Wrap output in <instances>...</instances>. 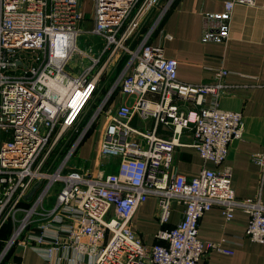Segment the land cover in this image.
<instances>
[{
  "label": "built area",
  "instance_id": "2783aa9c",
  "mask_svg": "<svg viewBox=\"0 0 264 264\" xmlns=\"http://www.w3.org/2000/svg\"><path fill=\"white\" fill-rule=\"evenodd\" d=\"M93 1L89 31L101 39L96 52L77 43L87 19L85 0H0V230L14 225L5 252L16 242H36V249L44 245L51 254L66 233L72 245L95 255V264H201L211 251L233 254L199 236L200 220L214 206L229 220L238 208L247 212V236L264 244V202L237 197L226 162L231 141L245 129L242 112L219 106L228 70H217L211 83L181 81L179 61L150 42L174 0ZM240 4L257 0H227L223 11L206 14L218 26L203 39L228 41ZM153 13V24L142 33ZM118 89L122 101L112 106ZM136 116L153 124L135 127ZM101 120L97 154L118 158L117 172L71 163ZM160 126L172 128L169 138L157 134ZM187 130L194 132L189 145L215 167L193 176L171 174ZM253 161L264 169V152L253 154ZM151 196L158 199L162 226L171 220L174 201L184 205V216L160 228L149 245L132 220ZM36 226L43 233L35 234Z\"/></svg>",
  "mask_w": 264,
  "mask_h": 264
},
{
  "label": "crops",
  "instance_id": "0c3cea01",
  "mask_svg": "<svg viewBox=\"0 0 264 264\" xmlns=\"http://www.w3.org/2000/svg\"><path fill=\"white\" fill-rule=\"evenodd\" d=\"M227 0H174L169 11L160 21L150 37V42L162 45L168 57L179 61L178 78L194 84L211 83L221 68L228 70L226 88L219 98V106L243 113L245 129L241 138L230 143L227 164L233 168L232 187L238 198H258L264 202V169L253 161V154L264 152V0L254 6L237 5L230 25V38L226 42L205 41V31L217 22L207 19L206 14L223 11ZM156 17L153 13L142 28L146 32ZM93 28V27H92ZM123 59L119 65L121 68ZM109 87V86H107ZM106 87V90L108 89ZM157 100V96H150ZM122 101L120 89L112 96L110 104ZM131 102V100H130ZM182 106H192L180 101ZM134 117L133 123H140ZM139 119V118H138ZM142 127H151L152 121L142 122ZM134 126V125H133ZM136 127V126H135ZM95 126L93 127V129ZM93 129L85 137L79 155L85 158L82 168L97 173L118 171V158H100L97 147L89 143ZM157 134L169 138L172 128L160 126ZM182 146L177 149L171 174L182 172L188 176L200 173L205 167L214 168L212 161H205L189 144L194 141L193 130L184 132ZM79 166L78 163L75 164ZM172 217L162 226L159 221V203L155 196L143 203L136 211L132 225L142 240L149 245L157 242L156 233L162 227L178 224L184 216V205L172 204ZM249 214L236 209L227 219L223 208L214 206L200 220L199 236L203 241L221 243L233 254L211 251L201 264H264V244L254 242L247 236ZM13 222L0 230V264H95V255L82 252L69 242V234L63 233L59 248L47 253L44 245L32 242L27 247L16 242L5 252V243L13 233ZM35 234L43 231L36 226ZM53 230L46 233L53 234ZM70 243V244H69Z\"/></svg>",
  "mask_w": 264,
  "mask_h": 264
},
{
  "label": "rangeland",
  "instance_id": "374dc122",
  "mask_svg": "<svg viewBox=\"0 0 264 264\" xmlns=\"http://www.w3.org/2000/svg\"><path fill=\"white\" fill-rule=\"evenodd\" d=\"M82 9H84L85 15L87 17L86 20L81 24V32L79 33L78 36V46L81 49H84L86 51H93L96 52L97 48L101 46V39L94 35L93 33H90L89 30L92 29L94 26V15H95V8H94V1L93 0H85L82 4ZM108 88V87H107ZM104 93L100 95L98 98L96 105L100 102L101 98L103 97ZM96 106L92 107L88 114L86 115V121L89 120L92 117L93 112L95 111ZM138 121H141L140 119L137 118ZM101 125H102V120L100 124H97L95 128L93 129V132L91 133V137H89L88 141L94 149L97 147L98 140L100 138V133H101ZM134 126L143 129L142 127V121L140 123H133ZM85 158H81L80 155H78L75 159L71 161L72 164L78 163L79 166H82V163H84Z\"/></svg>",
  "mask_w": 264,
  "mask_h": 264
},
{
  "label": "water",
  "instance_id": "95a60500",
  "mask_svg": "<svg viewBox=\"0 0 264 264\" xmlns=\"http://www.w3.org/2000/svg\"><path fill=\"white\" fill-rule=\"evenodd\" d=\"M37 188H38V187L36 186V188L31 192V194H33ZM31 194H30V195H31Z\"/></svg>",
  "mask_w": 264,
  "mask_h": 264
},
{
  "label": "bare ground",
  "instance_id": "6f19581e",
  "mask_svg": "<svg viewBox=\"0 0 264 264\" xmlns=\"http://www.w3.org/2000/svg\"><path fill=\"white\" fill-rule=\"evenodd\" d=\"M52 85H53V87H57V84L56 83H53Z\"/></svg>",
  "mask_w": 264,
  "mask_h": 264
}]
</instances>
